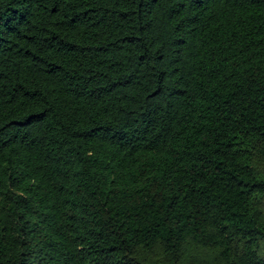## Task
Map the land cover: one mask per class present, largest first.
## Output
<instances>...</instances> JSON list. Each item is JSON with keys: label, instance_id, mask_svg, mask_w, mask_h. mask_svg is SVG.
<instances>
[{"label": "trees", "instance_id": "trees-1", "mask_svg": "<svg viewBox=\"0 0 264 264\" xmlns=\"http://www.w3.org/2000/svg\"><path fill=\"white\" fill-rule=\"evenodd\" d=\"M0 264H264V0H0Z\"/></svg>", "mask_w": 264, "mask_h": 264}]
</instances>
